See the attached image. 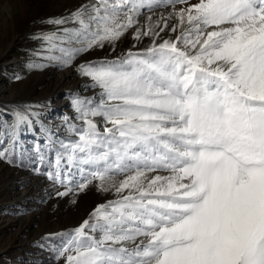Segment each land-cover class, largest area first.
Masks as SVG:
<instances>
[{"label":"snow or ice","instance_id":"obj_1","mask_svg":"<svg viewBox=\"0 0 264 264\" xmlns=\"http://www.w3.org/2000/svg\"><path fill=\"white\" fill-rule=\"evenodd\" d=\"M168 4L175 40L157 44L168 24L149 17L134 37L152 38L145 52L77 68L100 91L74 96L83 126L68 124L77 139L53 142L56 171L46 175L64 184L61 161L89 166L79 190L99 181L118 199L64 237L55 251L65 264H264V0H96L73 13L78 28L34 39L44 59L67 67ZM36 115L17 110L6 136L14 142Z\"/></svg>","mask_w":264,"mask_h":264},{"label":"rangeland","instance_id":"obj_2","mask_svg":"<svg viewBox=\"0 0 264 264\" xmlns=\"http://www.w3.org/2000/svg\"><path fill=\"white\" fill-rule=\"evenodd\" d=\"M95 2L0 0V10L6 7L11 15L6 34H0V49L14 41L12 53L0 61V150H13L12 163L0 159V264H65L64 258L58 257L55 251L64 244V237L89 219L98 206L118 199L114 190H99V181L79 190L77 186L84 182L91 170L89 166H84L81 172L76 166L61 161L64 184L46 175L56 171V154L60 149L59 144L53 142L67 143L77 139L69 131L68 124L77 128L83 126L72 107L74 96L97 97L100 91L89 87L92 81L79 74L78 66L88 62L118 61L129 52H145L151 46L152 38L142 35L137 40L134 37L137 29L143 31L147 28L149 17L154 23L163 16L168 24L156 40L157 44L163 40H175L180 35L179 27L176 32L171 31L180 23L177 16L168 19L173 13L172 5L154 6L151 11L144 9L138 23L114 45L106 43L103 48H94L67 67L44 59L48 55L44 51L46 45L34 37L78 28L79 25L71 19L73 13ZM196 2L198 0H190L192 4ZM164 3L167 0H158V4ZM185 7L187 5L176 3L175 11ZM58 18L66 22L62 25L47 23ZM164 22L161 21V27ZM183 27L189 26L185 23ZM30 63L34 65L32 68L28 67ZM17 76L20 79H16ZM17 110L38 115L30 116V124L20 126L13 142L6 132L14 124ZM94 119L99 125L101 118ZM124 178L123 175L114 177L116 182ZM65 191L67 195H58Z\"/></svg>","mask_w":264,"mask_h":264},{"label":"bare ground","instance_id":"obj_3","mask_svg":"<svg viewBox=\"0 0 264 264\" xmlns=\"http://www.w3.org/2000/svg\"><path fill=\"white\" fill-rule=\"evenodd\" d=\"M8 7V6H7ZM0 14L2 19L0 18V21L2 20V22H0V27L2 28V33L0 32L1 35H5L6 34V28L11 24V15H10V11L8 8H2L0 10ZM14 45V41L12 40L9 44L5 45V47H2L3 49H0V61L6 57L9 56L10 53H12V48Z\"/></svg>","mask_w":264,"mask_h":264}]
</instances>
